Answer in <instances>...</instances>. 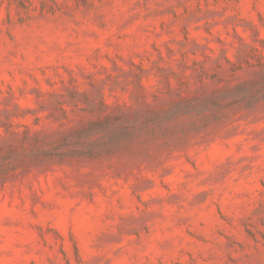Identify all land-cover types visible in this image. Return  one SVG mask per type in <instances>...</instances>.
I'll return each instance as SVG.
<instances>
[{
    "label": "rangeland",
    "instance_id": "obj_1",
    "mask_svg": "<svg viewBox=\"0 0 264 264\" xmlns=\"http://www.w3.org/2000/svg\"><path fill=\"white\" fill-rule=\"evenodd\" d=\"M0 264H264V0H0Z\"/></svg>",
    "mask_w": 264,
    "mask_h": 264
}]
</instances>
